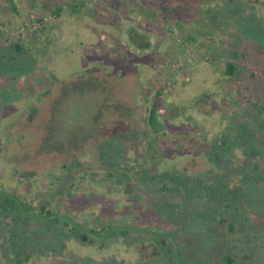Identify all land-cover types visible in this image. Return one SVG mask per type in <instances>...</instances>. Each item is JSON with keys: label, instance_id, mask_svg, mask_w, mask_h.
Wrapping results in <instances>:
<instances>
[{"label": "rangeland", "instance_id": "374dc122", "mask_svg": "<svg viewBox=\"0 0 264 264\" xmlns=\"http://www.w3.org/2000/svg\"><path fill=\"white\" fill-rule=\"evenodd\" d=\"M45 1L0 0L1 30L14 39L32 41L34 35L40 48L47 46L45 57L31 71L0 75V190L38 206L50 196L51 174L63 175L66 167L79 162L82 167L69 175L75 188L67 182L49 209L89 219L105 205L111 210V202L116 204L104 183L113 162L122 169L125 164L139 169V162L148 174H216L185 141L210 140L225 131L228 118L242 108L232 105L238 89L224 76L225 63L188 43L195 23L185 19L180 25L173 20L159 26L141 15L145 0H52L54 9L63 8L60 16L45 11ZM78 3L83 5L74 9ZM205 5L216 18L223 9L238 11L235 26L241 27L243 41L255 49L257 59H264V0H206ZM157 95L161 149L143 160L150 133L147 117ZM184 131L191 136L184 137ZM242 159L234 162L236 168ZM236 173L225 175L233 179ZM70 188L75 193L72 202L65 198ZM139 191L138 183L130 181L115 205L118 218L133 216L137 198L147 194ZM253 200L264 203V185L251 196L255 208L248 210L246 231L257 229L264 244V215L259 216V204ZM188 207L207 210L196 202ZM40 224L30 229L29 239L45 255L32 264H138L157 256L148 242L98 253L58 237L56 225ZM9 233L0 220V264L11 256ZM255 244L264 251L263 244ZM241 247L247 259L264 262L262 251Z\"/></svg>", "mask_w": 264, "mask_h": 264}, {"label": "trees", "instance_id": "16d2710c", "mask_svg": "<svg viewBox=\"0 0 264 264\" xmlns=\"http://www.w3.org/2000/svg\"><path fill=\"white\" fill-rule=\"evenodd\" d=\"M145 1L141 15L159 26L170 25L173 20L179 25L185 19L191 21V25L194 22L195 34L188 35V43L198 44L199 50L224 62V76L228 83L237 86L238 95L232 105L241 107L242 112L228 118L229 127L210 140L204 138L201 142L191 137L185 141L193 146L196 154H202L217 170L216 174L209 178L186 177L172 171L148 174L144 164L139 162V169L131 164H125L122 169L113 162L104 183L113 192L108 196L115 198L112 201L116 204L111 202V210L105 205L100 214H92L89 219L77 218L71 211L64 215L49 209L52 201L63 193L62 188L67 182L75 188L69 175L82 167L79 162L66 167L63 175L57 171L51 174L50 196L38 206L0 190V220L10 229L8 243L11 250V256L2 264H32L45 255L29 239L30 229L41 228L43 221L60 228L58 237L98 253L120 251L124 245L152 243L157 250L156 258L150 263L138 264H264L259 263L260 259H247L246 248L241 247L244 244L250 251H262L255 243L263 244L257 229L250 227L248 234L246 231L248 210L255 208L250 205L251 196L264 185V59H257L255 49L243 41L241 27L235 26L238 11L223 9L216 18L212 10L206 8V0ZM51 4L52 0L45 1L43 9L60 16L63 8L57 5L54 9ZM81 5L72 6L80 9ZM14 9L17 12L15 6ZM32 37V41L21 37L14 39L0 29L1 76L31 71L39 59L45 57L47 46L40 48L38 38ZM161 93L158 92L160 97ZM159 96L149 108V143L147 151L141 155L143 160H148L154 149H161ZM183 135L190 137L191 133L184 131ZM239 158L243 161L236 168L234 162ZM227 171L237 173L229 179L225 175ZM240 174L244 176L238 179ZM132 180L140 186V193L147 194L137 198L138 206L133 216L124 221L121 216L118 218L115 205ZM71 188L67 189L65 198L72 202L75 193ZM250 188L251 192L248 191ZM116 190L120 193H115ZM78 196L83 198L85 195ZM192 202L205 204L207 210L190 209L188 205ZM253 203L259 204L256 208L263 217L264 203L260 200H253ZM262 247L264 249V244ZM261 254L264 259V251Z\"/></svg>", "mask_w": 264, "mask_h": 264}]
</instances>
